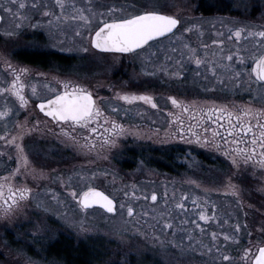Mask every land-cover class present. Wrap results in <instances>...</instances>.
<instances>
[{"label": "rangeland", "instance_id": "obj_1", "mask_svg": "<svg viewBox=\"0 0 264 264\" xmlns=\"http://www.w3.org/2000/svg\"><path fill=\"white\" fill-rule=\"evenodd\" d=\"M180 1L186 0H93L92 7L97 12H107L110 7L123 9L122 12L103 18L111 20L114 17L136 12L140 13L146 10L172 15L175 8L184 10ZM224 1L226 3L236 1L237 3L243 0ZM47 2L50 7L54 8L52 0H47ZM75 2L78 6L88 7L85 0H75ZM5 3L9 4V1L0 0L1 5H5ZM255 5L253 11L257 18L262 20L260 26H264V0H256ZM236 7L246 11L249 6H245L244 9L241 6ZM241 14L238 13L237 15ZM6 15L10 16V13L6 12ZM30 17L32 33L29 36L12 39L11 41L0 36V77L7 76L3 61H10L11 55L15 52L31 54L34 51L43 50L44 52L48 51V53L62 55L69 60L70 64L59 65L51 62L50 67L46 70H41L40 68L29 69V79L34 85L38 86V95L33 96L30 92L29 96L44 100L50 98L53 94L43 87L45 82L51 83L54 87H59L55 84L54 77L62 80L65 75L69 74L67 77L72 78V70L78 68L72 63V60L74 55L85 46L89 30H82V35L76 36L74 26H65L62 30L50 26L48 25L50 18L43 17L41 9H30ZM100 19L101 17L97 16L93 21L90 27L91 35L101 25ZM17 23H22V20H17ZM156 47L155 45L153 48ZM156 51L158 52V49ZM98 64L99 60L95 66V73L96 76L99 75L98 77L102 78L103 82L116 81L122 78L121 76L112 75L114 69L98 67ZM82 65H84V72H88L89 68L86 64ZM98 77L97 79L99 80ZM39 82L43 84L41 85ZM161 86L167 87L162 90L158 88V95L168 94L170 91L169 86H172V78H167ZM26 90L28 91L29 88ZM4 104H0V107H3ZM8 105L13 107L15 112L24 111L28 113L38 111L35 104L33 107L24 110H21L17 103L9 104L8 102ZM25 120L27 121V128L31 130L25 135L23 140L25 154L29 158L30 169L34 168L36 172L35 176H33L31 173L24 174L22 169V174L13 181L17 186L26 185L31 188V197L22 202L21 206L7 218L0 213V264H61L48 262L42 253V246L57 239L60 234L72 238L78 244H87L91 253L98 255L95 256L96 258L91 264H185L188 251L191 250L185 243L186 234H181L175 238L171 234L172 230H168V234L165 235L158 228L154 229L149 226L156 223L155 220L151 219V215H154L153 213H150L148 217L136 215L133 218H129L126 207L130 204L137 213L142 210L149 211L151 207H156L157 211H161L164 210L161 205L165 188H167L168 192V206L173 207L174 202L180 199L181 194H188L191 190H196L195 185L202 187V191H207L215 197L220 190L219 183H199L196 180H191L188 176L196 174L191 172V174L187 175L186 168L179 170L176 173L177 176L173 173L171 176L143 165L137 166L136 169L126 174L122 173L123 175L120 177L113 178V176L118 175L116 168L103 165L106 163L105 159L99 163L92 161L88 152L80 149L64 137L58 136L40 115L16 117V119L12 117L8 118L7 122L14 126L16 122H24ZM13 129L15 130L11 134H15L17 131L15 127ZM139 131L146 132V130L141 128ZM164 138L168 140L167 137L148 133L138 136L134 135L133 138L130 137L129 142L150 141L153 143L154 141V143L159 144L166 142ZM3 145L4 141H0V151L7 152V155H3L7 159L9 156L12 157L14 166L8 169L0 168L4 172L0 177L7 176L16 168L15 150L13 148L5 149ZM65 147L78 153H73V157L63 163L58 159L57 152ZM235 170L237 169L235 168ZM239 170H241V174L250 173V177L243 178L245 182L239 184L241 187L239 189V202L232 198L222 199V197L218 196L210 202L214 203L216 208H221L224 205H241L243 202H254L255 205L250 204L244 212L240 208L241 213L237 216L239 221L237 223L240 224L238 233L218 230L219 225L213 223L209 225V228H214L219 235L221 233L237 235L242 244L238 249L240 257L245 249L244 247L250 246L249 241L253 239V234H255L256 244L264 243V231H261L264 228V191L260 190L264 188V180L260 179L261 173L259 171H256L255 176H253L254 170L251 167H241ZM93 174H95L94 178H92ZM80 175H83L85 179L81 180ZM69 177L72 178L70 182L68 181ZM62 180L64 181L63 184L61 183ZM249 181L252 183H249ZM191 182L197 184L194 185ZM69 183L71 188L78 193L87 189L89 185L101 187L116 200L118 204L117 213L109 215L101 209L88 210L87 213L81 212L76 202L68 195ZM133 184L139 189L137 195L150 196L155 191L158 195V203L152 205L150 200H133L130 196L125 197L124 191L130 192ZM200 192L198 191L197 193ZM173 193H175V201L172 198ZM54 195L59 199L60 203L53 199ZM120 203H124L126 206L123 211L119 207ZM184 203L187 206V202ZM172 216L174 220L176 219L178 228H185L189 231L191 228L182 226L181 221L185 219L189 221L199 220L198 213L184 212L174 207ZM229 217L232 219V215H229ZM199 223L203 226L205 222L199 220ZM233 226L231 224L230 228H233ZM249 227L252 230L246 229ZM249 232H251V236H249ZM154 235L160 236V239L165 243L161 245L153 238ZM169 241H174L181 246L173 247L172 244L168 243ZM231 248L225 247L224 252L230 254L229 249ZM213 254L210 256L213 260L211 263L221 262L220 257L216 258ZM226 262L224 261V264H236L230 261ZM239 264H241V261Z\"/></svg>", "mask_w": 264, "mask_h": 264}, {"label": "snow or ice", "instance_id": "obj_2", "mask_svg": "<svg viewBox=\"0 0 264 264\" xmlns=\"http://www.w3.org/2000/svg\"><path fill=\"white\" fill-rule=\"evenodd\" d=\"M92 2L93 0H85V3L88 5L85 8L78 6L75 0H52L53 8L49 6L47 0H10V3L17 5L18 11L12 13L10 6H5L4 11L12 14L17 20H23L27 18L24 15L26 8L33 10L41 9V15L50 18L48 20V25L50 26L61 30L65 26H74L76 36H81L82 30H89L91 47L105 53H137L138 50H144L146 46L150 48V42L167 37L171 43L180 42L182 48L187 50L188 59L193 61L197 67L204 63L209 64L208 71L214 77H217L219 83H223V81L217 76L216 68H223L231 72L233 74L231 78L237 82L240 81L242 76H245L246 80L244 82L248 84L249 89H251L252 84H255L262 94L261 98L264 99V26H260V30H252L245 27H238L235 30L229 29L231 34L228 39L232 40L234 37L237 47L235 50L229 49L225 53L223 41L214 40L212 43L220 46L219 60L208 61L205 58H201L197 54V49L192 48L184 41L182 34H176L174 30L181 23L177 16L146 10L108 20L103 18L105 16H113L117 12H122L123 9L110 7L107 9V12H97L93 9ZM97 16L101 17L100 24L102 26L95 31L94 35H91L90 27ZM20 26V23L16 24L17 28ZM194 29L199 32L201 37L204 35L203 31H200L196 25L186 27L184 32H192ZM217 35L222 34L218 33ZM249 38L255 41L254 48L257 51H249L246 47L240 46L242 39L246 40ZM202 47L206 49L208 45L204 44ZM82 51L87 52L88 48H82ZM171 51L176 52L178 49L173 47ZM151 55L155 56L156 53L152 52ZM183 55L184 52L181 51V56ZM216 55V53H213V56ZM205 56H207V53H205ZM165 59L170 60L171 57L166 56ZM224 61L226 63H223ZM249 61L250 64L248 63ZM3 63L5 73L11 79L0 80V83L6 85L0 87V97L5 98V104L0 108V121L7 120L13 114H18V112L14 111L13 107L8 105V96L15 99L20 109H26L29 99L25 94V89L30 88L33 96L38 95L37 86L26 82L30 71L27 67L14 66L8 60H4ZM177 63H180V61H177ZM237 65L240 66L238 69ZM161 70L167 71L163 66ZM174 75H178V73ZM53 80L59 87H54L51 83L45 82L43 87L50 93H53V95L51 98L40 102L37 107L45 117L50 118L59 128L58 136L64 137L80 149L92 152L97 148L95 140L91 138L93 134H96L100 138L99 146L101 148L104 146L115 147L120 137L129 134L128 129L122 124L105 115L97 100L93 97L92 92L86 87L69 80H59L55 77ZM237 86H239V83ZM116 97L129 105L141 101L144 104L150 105L153 109L158 108L157 103L151 95L117 93ZM168 99L172 106L178 110L175 113H168L171 118L169 121L170 125H176V130L171 133L173 136L179 134L180 138L185 139L186 142L196 143L201 147L211 146L220 151L237 170L241 166L245 168L251 167L254 170L253 176H255L256 171H259L261 173L260 179L264 180V106L254 107L251 103L245 105L233 104L231 107L215 103L211 106H198L195 102L185 103L183 100H178L171 96ZM112 111L117 112L118 109L113 107ZM185 117L189 121L187 125L185 124ZM26 125V120L24 122H16L15 128L17 131L15 134L7 133L0 135V141H4L3 147L15 150L16 160V168L7 176L0 177V180H2L0 182V213L5 218L12 215L21 206L22 202L31 197L32 193V189L26 185L17 186L13 183L22 174V169L24 170V174L31 173L33 176H35L36 172L34 168L30 169V161L25 154L23 140L25 135L31 131ZM100 128H103V133L99 132ZM78 130H83L86 134L80 135L78 138ZM185 133H187L188 138H186ZM132 134L139 135V133ZM81 140H83V143H81ZM3 155H7V152L0 151V156ZM9 159H12V157L9 156ZM41 175L43 174L41 173ZM94 177L95 174H93L92 178ZM71 179L69 177L68 181L70 182ZM80 179L84 180L85 177L80 175ZM61 183L63 184L64 181L62 180ZM68 189V195L76 202L83 213H87L89 209L95 206H99L110 214H115L117 211L114 199L91 185L87 187L86 191L79 193L71 188L70 183L68 184ZM225 189V195L237 197L239 202L240 190L236 184L232 183L231 177L228 178ZM260 190L264 191V188ZM138 191L139 189L133 184L131 185V191H124V195L125 197L130 196L133 200H150L152 205L158 203V195L155 191L150 196L137 195ZM172 198L175 201V193H173ZM53 199L57 200V203H60L55 195ZM162 199L161 208L164 210L161 211H157L156 207H151L149 211L142 210L140 213H137L133 206L129 204L126 207L124 203H120L119 207L121 211L126 207L129 218H133L136 215L148 217L150 213H153L154 215H151V219L155 220L156 223L149 225L150 227L154 229L158 228L165 235L168 234V230H172L171 234L173 236L176 235L177 231L188 232V240H193V236L188 229L178 228L173 223L172 216L173 207L187 212L184 202L189 199V196L181 194L180 199L174 202L173 207H169L168 192L167 188H165ZM209 203L207 199L201 204L199 197L192 198L193 206L200 209L199 220L205 223L217 219L216 205L214 203L211 204L212 214L209 215L207 213V205ZM188 223L195 225V228L199 229L201 235L204 234L205 229L196 220L189 221L185 219L181 221V224ZM234 227L235 232L238 233L240 225L237 224ZM261 231H264V228ZM210 235L213 246L220 253V260L225 262L234 260L235 257L221 252V247L216 243L218 234L212 232ZM220 235L223 236L225 242L239 243L235 235L226 233H221ZM249 236H251V232H249ZM153 238L161 245L165 243L158 235H154ZM168 243L172 244L173 247L181 246L174 241H169ZM249 244L252 245L251 240ZM224 246L226 247V245ZM202 247L208 246L202 245ZM208 252H212V247H208ZM239 260L241 264H264V243H257L245 248Z\"/></svg>", "mask_w": 264, "mask_h": 264}, {"label": "flooded vegetation", "instance_id": "obj_3", "mask_svg": "<svg viewBox=\"0 0 264 264\" xmlns=\"http://www.w3.org/2000/svg\"><path fill=\"white\" fill-rule=\"evenodd\" d=\"M8 1L9 4H0V36H3L4 39L8 41L29 36L32 33V22L30 17L31 8H26L24 10V15L27 18L23 19L22 23H20L21 26L17 28V19L12 14L7 16L3 8L5 6H10L12 8V13H16L18 11L17 5L10 3V0ZM238 2L236 3V1H233L231 3H226L224 0L180 1L184 10H177L175 8L172 12V15L177 16L181 21L174 31H176L177 35L182 34L184 36V41L192 48L197 49V54L201 58H205L208 61L214 59L219 60L220 46L214 45L212 43L214 40L223 41L225 53L229 49L235 50L237 47L234 37L232 40L228 39L231 34L229 29L235 30L238 27H245L252 30H260L262 20L258 19L253 11V8L256 6V0H243ZM236 6H241L243 9L245 6L249 7L246 11H242L241 8ZM234 7L236 8L234 9ZM247 12L249 13L247 14ZM238 13L242 14L237 15ZM127 15L129 14L114 18ZM193 25L198 26V29L203 31L204 35L202 37L195 29L192 32H184L186 27ZM218 33L222 35H217ZM254 43L255 41L251 38L246 40L242 39L240 46L246 47L249 51H257V49L254 48ZM204 44L208 45V48L205 49L202 47ZM150 45V48L146 46L144 50H138L137 53H105L91 47L90 36H88L85 41V46L83 47L88 48V51L84 52L80 49L72 60V63L78 66V68L72 70V78L70 79L67 77L69 74L62 78V80H69L86 87L92 92L93 97L97 100V103L102 108L105 115L116 120L128 129L129 134L120 137L115 147L104 146L101 148L99 146L100 138L96 134H93L91 138L95 140L97 148L92 152H88L91 160L99 163L105 159L106 163L103 165H108L118 170L116 172L118 175L113 176V178L120 177L123 175L122 173L126 174L127 172H131L140 165L171 176L172 173L177 176L176 173L179 170L186 168L187 175H189V173L191 174V172L196 174L188 176L191 180H196L199 183H219L220 190L216 193V196L222 197V199L232 198L237 200V197L224 194L226 189L223 185L226 184L228 178L231 177L232 183L236 184L240 189L241 187L239 184L245 182L243 178L250 177V173L241 174V170H235L230 161L226 159L220 151H217L211 146L201 147L196 143L186 142L185 139L180 138L179 134L173 136L171 133L176 130V125H170L169 121L171 118L168 113H175L178 110L172 106L168 97H175L178 100H183L185 103L195 102L198 106H211L215 103L217 105L225 104L231 107L233 104L245 105L251 103L254 107H261L264 106V99L261 98V92L257 89L255 84H252L251 89H249L248 84L244 82L246 80L245 76H242L240 81L237 82L231 78L233 74L223 68H216L217 76L223 81V83H219L217 77H214L212 73L208 71L209 64L204 63L197 67L193 61L188 59L187 50L182 48L180 42L171 43L167 37H164L158 41L150 42ZM155 45L157 47L153 48ZM173 47L177 48L178 51L172 52L171 49ZM156 49H158V52ZM181 51L184 52L183 56H181ZM152 52H155L156 55H151ZM32 53L40 54L43 63L34 64L32 61L27 60L31 57ZM32 53L24 54L15 52L11 55L10 61L14 66L27 67L28 69L40 68L41 70L49 68L51 62L59 65L70 64L67 58L56 53H48V51L44 52L43 50L34 51ZM205 53H207V56H205ZM213 53L217 55L213 56ZM53 54L63 58L61 64L55 61L49 62L48 56ZM166 56L171 57V59L166 60ZM13 58L16 59L13 60ZM98 60V67L114 69L112 75L121 76L122 78L116 81L103 82L102 78L98 77L99 75L96 76L95 73V66ZM177 61H180V63H177ZM223 63H226V61ZM248 63L250 64V61ZM82 64H86L89 68L88 72H84V65ZM162 66L167 69L166 72L161 70ZM236 67L238 69L240 66L237 65ZM175 73H178V75H174ZM29 78L28 75L26 82L33 84ZM167 78H172V86H169L170 91L168 94L158 95V88L161 90L166 89L167 86L163 87L161 84L164 83ZM10 79L11 77L8 75L6 77H0V80ZM238 83L239 86H237ZM39 84L42 85L43 83L39 82ZM3 86L6 85L0 83V87ZM26 89L25 94L29 99L26 109L33 107L35 104L38 111L28 113L21 111L18 112V114L11 115L9 118L15 117L16 119V117L22 118L40 115L56 133H59V128L56 124L52 122L50 118L45 117L37 107L40 102L46 99H36V97L29 96L31 89L29 88L28 91ZM117 93L151 95L157 103L158 108L153 109L150 105L144 104L141 101L129 105L117 99ZM1 102L5 103L4 97H0V104H2ZM8 102L9 104L17 103L11 96L7 97V103ZM113 107L117 108L118 111L113 112ZM187 123H189V121L185 117V124L187 125ZM14 127L15 125L13 126L11 123L8 124L7 120L0 121V135L7 133L11 134L15 130L13 129ZM140 128L146 130V132H140ZM99 132L103 133V128H100ZM132 133H139V135L154 133L158 134V136L167 137L168 140L164 138L166 142L159 144L154 143V141L153 143L150 141L131 143L132 141L129 142V139L130 137L133 138L134 134ZM77 134L79 138L80 135L86 133H84L83 130H78ZM185 136L188 138L187 133H185ZM81 143H83V140H81ZM84 151L87 152L86 150ZM73 153L78 152L65 147L58 150L57 157L60 161L65 163L73 157ZM0 166V168L8 169L12 168L14 163L12 159L0 156ZM1 174H4V172L0 170V175ZM191 183L194 185L197 184L194 182ZM249 183L252 182L249 181ZM92 187L99 188L105 192L101 187ZM195 187L196 190H191L190 193L187 194L189 199L185 202H187V212L190 211L199 214L200 209L193 206L192 198L199 197V202L203 204L205 199L210 202L214 200L216 196L214 197V195L209 194L207 191H202V187L198 185H195ZM86 190L87 189L84 191ZM198 191L201 192L197 193ZM105 193L108 194L107 192ZM211 204L210 202L209 205H207V213L209 215L212 214ZM250 204L255 205L254 202H243L241 205H224L221 208L217 207V219L203 223L202 227L205 229L203 235H201L199 229L195 228V225L191 223L182 224V226L191 228L190 232L193 236V240L190 241L187 238L185 242L191 249L188 251L189 253L187 254L185 264H224V261L211 263L213 260L210 256L213 252L216 258L220 257V253H218L216 247L213 246L210 235L216 230H214V228L210 229L209 225L213 223L219 225V229L217 228L218 230L234 232V226L239 223L237 216L240 215L241 210L244 212ZM229 215H232V219H230ZM196 221L199 223V220ZM225 221H227V223H225ZM173 223L177 225L176 219H173ZM231 224L234 225L233 228H230ZM246 229L252 230L250 227ZM216 233L218 234L217 231ZM181 234H186L188 237V232L183 231H177L174 237L177 238ZM235 236L237 237V235ZM252 236V245L249 244L250 246L256 244L255 234ZM209 237L210 239H208ZM253 241L255 242L253 243ZM216 243L221 247V252H224V245H226V247H232L229 249V252L235 259L230 262L236 264L240 263L238 249L242 246L241 240H239V243L225 242L223 237L218 234ZM202 245L212 247V252L209 253L208 247H202Z\"/></svg>", "mask_w": 264, "mask_h": 264}, {"label": "trees", "instance_id": "obj_4", "mask_svg": "<svg viewBox=\"0 0 264 264\" xmlns=\"http://www.w3.org/2000/svg\"><path fill=\"white\" fill-rule=\"evenodd\" d=\"M48 57L49 62L55 61L61 64L63 60L58 55H49ZM27 60L32 61L34 64L43 63L40 54L32 53ZM42 253L48 262L61 264H91L95 260V256H98L91 253L87 244H78L72 238L63 234H60L57 239L47 243V245L42 246Z\"/></svg>", "mask_w": 264, "mask_h": 264}, {"label": "water", "instance_id": "obj_5", "mask_svg": "<svg viewBox=\"0 0 264 264\" xmlns=\"http://www.w3.org/2000/svg\"><path fill=\"white\" fill-rule=\"evenodd\" d=\"M94 35V34H93ZM164 38V37H163ZM161 39V38H160ZM97 190H99V191H102V190H100V189H98V188H96ZM105 193V192H104ZM106 194V193H105ZM106 195H108V194H106ZM109 196V195H108ZM110 197V196H109ZM110 198H112V197H110ZM113 199V198H112ZM115 201V200H114ZM115 203H116V201H115ZM116 206H117V203H116ZM94 208H98V209H101V210H103L102 208H100L99 206H95V207H93V208H91V209H94ZM104 211V210H103ZM105 212V211H104ZM105 213H107V212H105ZM117 213V211L115 212V214ZM107 214H109V215H115V214H110V213H107Z\"/></svg>", "mask_w": 264, "mask_h": 264}, {"label": "bare ground", "instance_id": "obj_6", "mask_svg": "<svg viewBox=\"0 0 264 264\" xmlns=\"http://www.w3.org/2000/svg\"><path fill=\"white\" fill-rule=\"evenodd\" d=\"M99 189V188H98ZM101 190V189H100Z\"/></svg>", "mask_w": 264, "mask_h": 264}]
</instances>
